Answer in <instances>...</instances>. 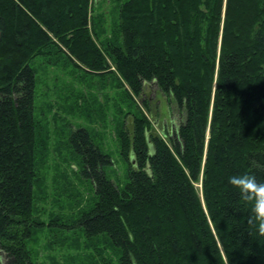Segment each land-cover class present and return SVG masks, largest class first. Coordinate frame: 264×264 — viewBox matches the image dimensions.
<instances>
[{
    "label": "trees",
    "instance_id": "16d2710c",
    "mask_svg": "<svg viewBox=\"0 0 264 264\" xmlns=\"http://www.w3.org/2000/svg\"><path fill=\"white\" fill-rule=\"evenodd\" d=\"M94 3L0 0L2 263L35 264L28 243L44 224L34 215L33 60L54 50L110 76L135 113L120 135L122 159L135 160L123 185L90 130L65 124L95 199L65 228L100 239L113 264H264L250 202L227 180L243 171L264 180V0H117L109 33ZM152 83L173 114V128L155 135L134 100Z\"/></svg>",
    "mask_w": 264,
    "mask_h": 264
},
{
    "label": "rangeland",
    "instance_id": "374dc122",
    "mask_svg": "<svg viewBox=\"0 0 264 264\" xmlns=\"http://www.w3.org/2000/svg\"><path fill=\"white\" fill-rule=\"evenodd\" d=\"M115 1L94 0V14L101 15L108 33L113 26L111 18L116 19ZM33 63L37 65L36 139L42 157L34 189V215L38 223L44 224L28 243L34 263L113 264L114 259L108 258V261L107 256L102 255L106 248L100 239H88L79 230L66 229L81 212L92 208L95 199L90 184L78 176V160L65 143V124L70 122L90 130L101 150L113 160L108 177L123 185L127 179V165H133L135 160L132 154L127 161L122 159L120 135L123 127L131 129L134 107L110 76H97L80 66L81 63L65 59L54 50L41 59L35 58ZM144 98L149 99L145 109L140 102ZM134 100L152 123L150 134L173 128V114L155 84L146 85L143 96L139 101ZM50 223L53 226H49ZM2 261L0 255L1 264Z\"/></svg>",
    "mask_w": 264,
    "mask_h": 264
},
{
    "label": "clouds",
    "instance_id": "9594fccd",
    "mask_svg": "<svg viewBox=\"0 0 264 264\" xmlns=\"http://www.w3.org/2000/svg\"><path fill=\"white\" fill-rule=\"evenodd\" d=\"M227 180L244 201L250 202L248 230L264 236V180L252 171L230 173Z\"/></svg>",
    "mask_w": 264,
    "mask_h": 264
},
{
    "label": "bare ground",
    "instance_id": "6f19581e",
    "mask_svg": "<svg viewBox=\"0 0 264 264\" xmlns=\"http://www.w3.org/2000/svg\"><path fill=\"white\" fill-rule=\"evenodd\" d=\"M89 29H90V27H89ZM99 29V28H98ZM92 135V134H91Z\"/></svg>",
    "mask_w": 264,
    "mask_h": 264
},
{
    "label": "water",
    "instance_id": "95a60500",
    "mask_svg": "<svg viewBox=\"0 0 264 264\" xmlns=\"http://www.w3.org/2000/svg\"><path fill=\"white\" fill-rule=\"evenodd\" d=\"M0 264H1V262H0Z\"/></svg>",
    "mask_w": 264,
    "mask_h": 264
}]
</instances>
